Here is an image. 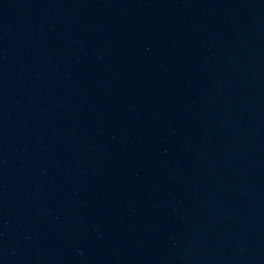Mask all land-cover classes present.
<instances>
[{
    "label": "water",
    "instance_id": "obj_1",
    "mask_svg": "<svg viewBox=\"0 0 264 264\" xmlns=\"http://www.w3.org/2000/svg\"><path fill=\"white\" fill-rule=\"evenodd\" d=\"M0 264H264V0H0Z\"/></svg>",
    "mask_w": 264,
    "mask_h": 264
}]
</instances>
